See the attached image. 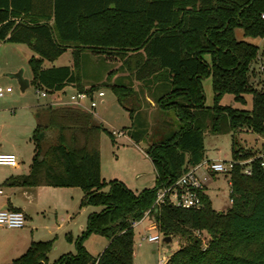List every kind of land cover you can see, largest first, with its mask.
I'll list each match as a JSON object with an SVG mask.
<instances>
[{"label": "trees", "instance_id": "16d2710c", "mask_svg": "<svg viewBox=\"0 0 264 264\" xmlns=\"http://www.w3.org/2000/svg\"><path fill=\"white\" fill-rule=\"evenodd\" d=\"M263 11L264 0H0V41L25 44L35 53L27 60L31 86L48 94L68 85L77 91L98 90L101 85L85 87L81 81L80 53L86 50L118 59L132 80L153 92L157 106L172 110L179 121L177 131L147 149L154 185L135 193L100 174V135L105 132L112 139L111 131L79 107L46 106L37 114L30 137L29 171L9 176L3 185L77 187L81 207L101 209L88 214L74 240V254L50 263L51 241L39 240L8 264H133L132 223L146 212L158 233L185 239L164 264H264V168L258 161L252 162L249 176L239 165L230 170V206L225 211L212 208L204 187L198 208L178 207L166 197L154 205L159 190L204 160L205 131L224 134L246 128L264 136V77L257 86L250 81L256 76L250 65L259 59V47L234 34L240 27L245 36L263 38ZM68 47L74 53L72 66L42 67L44 60H55ZM260 54L264 58V49ZM207 77L210 106L202 86ZM109 88L132 114L135 104L126 106L138 93L132 85L120 82ZM225 94L242 104L249 94L250 109L220 104ZM143 133L135 130L130 136L138 141ZM235 146L232 138L233 159L252 153ZM90 234L108 239L97 256L82 244Z\"/></svg>", "mask_w": 264, "mask_h": 264}, {"label": "rangeland", "instance_id": "374dc122", "mask_svg": "<svg viewBox=\"0 0 264 264\" xmlns=\"http://www.w3.org/2000/svg\"><path fill=\"white\" fill-rule=\"evenodd\" d=\"M236 39L244 40L259 47V59L253 61L250 69L254 70L256 76L251 78L254 86L258 85L264 75L258 70V61H260L261 50L264 49V37L252 38L245 36L240 27L234 29ZM27 50L18 48L14 44H0V86H10L12 94L0 99V153H11L16 156L19 162L17 167L0 166V189L6 193L9 192L2 181L10 175L23 174L27 171L33 156V146L28 142L34 122L29 109L26 105L32 104L39 99L33 86L29 85L22 93L19 89L17 80L10 78L7 74L23 70V77L30 81L32 75L27 62ZM206 60L209 58L206 55ZM71 53L67 50L54 62H45V65H67L71 63ZM17 68L15 71H9V68ZM113 73H110V72ZM120 62L104 61L97 57L89 55L84 56L83 63V82L85 84L102 85L105 96L103 103L98 104L94 113L103 123L107 130L121 131L129 125V117L126 109L117 101L115 94L109 88L113 83H124L125 74L120 75ZM205 104H212L211 78L207 77L202 80ZM245 104L233 100L231 94H225L221 100L222 105H231L240 109H250L251 96L245 95ZM40 101V100H39ZM148 127L145 130L144 137L137 142H131L124 136L117 135L114 139V145L111 144L110 137L105 132L100 136V163L101 175L106 180L118 178L132 189L141 190L143 187L153 185L154 171L149 158L145 154L149 146L153 143L160 142L163 132H168L170 128L175 129L173 124V111L163 110L160 108H150L146 111ZM164 121L166 125H164ZM246 129V128H245ZM248 130V129H247ZM232 138L235 139L237 148L254 150L261 146L263 140L261 135L252 131H235L234 133L212 134L204 132L205 155L211 160L221 159L229 160L231 158ZM205 166L197 170L200 175L205 171L206 175L203 184L206 187L205 192L211 202L213 209L225 211L230 206L229 198V177L223 173H217L215 176L207 172ZM138 176V177H137ZM201 176V175H200ZM18 190V189H15ZM19 191V190H18ZM40 199L35 198L29 203L27 212L32 217V221L25 222L22 228L25 233H32L35 239L50 240L51 249L47 255L48 262H53L59 256L66 253L74 254L76 246L74 240L79 233L80 224H85L86 217L91 212H98L101 207L88 205L85 208L78 207V196L81 190L77 187H56L41 188ZM22 202L20 193L16 197ZM73 208V209H71ZM77 208V209H76ZM74 210V211H72ZM68 212H73V215ZM72 216V218L67 217ZM150 221L145 220L141 226L135 228L134 239V258L133 264H158V258H166L179 246L185 243V239L174 237L169 244L164 242L149 243L141 240V235H152L158 232L153 229H147ZM57 226H61L57 229ZM18 232V231H14ZM204 241V240H203ZM83 246L97 256L108 245V239L98 235L90 234L82 242ZM105 244V247H103ZM22 253L17 254V250L12 248L0 249V264H8L14 258Z\"/></svg>", "mask_w": 264, "mask_h": 264}, {"label": "crops", "instance_id": "0c3cea01", "mask_svg": "<svg viewBox=\"0 0 264 264\" xmlns=\"http://www.w3.org/2000/svg\"><path fill=\"white\" fill-rule=\"evenodd\" d=\"M0 44H9V42L0 41ZM11 44H14V45L18 46V48H20V50H21V48H23V51L27 50L26 54H27L28 58H30L31 56H35V53L32 52L28 48V46H26L25 44H21V43H11ZM67 50L70 51L71 58H72L71 63L67 64V65L68 66H72L73 62H74V53H73L72 48L68 47L61 55H63ZM86 55H89V56H92V57H97V58L102 59L104 61H117V62H120L118 59H115V60L111 59V58L109 59V58H106L103 55H96V54L90 53L89 51H86V50L81 51V53H80V60H81L80 70H81V77H82L81 81H82V84L85 87H88L90 85H99V84H88L87 85V84H85L83 82V76H84L83 75V63H84V56H86ZM60 56H58L55 60H57ZM55 60H52V61L44 60L43 63H42V67L43 68H48V67L56 66V65H52V64H50L48 66L45 65V62L52 63ZM58 66H63V65H58ZM15 69H17V68H11L10 67L9 71H15ZM120 72H121L120 75H122L123 73L125 74L124 76H125L126 79H123L124 80V84H126V85H130L131 84L132 87H133V90L137 91L138 93H137L136 96H131L127 100V104H126L127 107H133V105L135 104V110H134V112L132 114L122 105L126 109V111L128 112L129 125H127L126 127L123 128V130H121L122 134L119 135V136H124L126 139H128L131 142H137L133 138H131L130 134L134 133L135 130L136 131H145L147 129V127H148V119L146 118V111H148L150 108H159V107L157 106V104L155 102V97H154V94H153L152 91H150L148 88L142 87V83L141 82H139L137 80H134V79L132 80L129 77L127 71H124L122 68H121ZM110 73H113V72L111 71ZM100 87H102V85ZM98 90H102L104 92L103 88H99ZM75 91H77V90H76V88L74 86L68 85L65 88H63V90H61L59 92L52 93V94H48L46 97H39L37 95V97L39 99H37L36 102L26 105V108L29 109V112L31 114L32 120L34 122V127H35L36 122H37V114L42 112V110L44 108H46V106H48V105H51V106L52 105L76 106V105H72V104H68V103L64 102V101H66L68 99V96L70 94H72L73 92H75ZM12 92L9 93V94H12ZM9 94H7V95H9ZM104 96H105V94H104ZM103 97L99 100L98 104L103 103ZM84 105H87V103H85ZM76 107H79V106H76ZM79 108H81V107H79ZM81 109H83V108H81ZM83 110H85V109H83ZM85 111H87V110H85ZM92 114L96 117V119L98 121H100V119H98L97 115L94 112ZM173 116H174L173 124L175 126L174 127L175 129H173V128L171 129L170 128V130L168 132L164 131L162 136L160 137V139H161L160 141H163L169 134H171L172 132H175V131L178 130L179 121H178V119H177V117H176L174 112H173ZM164 125H166L165 121H164ZM34 127H33V129H34ZM33 129H32V131H33ZM240 131H249V130H247L245 128H242V129L238 130V132H240ZM31 135H32V132H31ZM31 135H30V137H31ZM116 136H117L116 134H113L112 139L110 138V141H111L112 145H114V139H115ZM137 136H138V140H140V139H142L144 137V134H138ZM30 137H28V142H30L32 144V146H33V143L31 141ZM99 149H100V147H99ZM204 149H205V147H204ZM140 152L142 153L143 156H145L146 158H149L146 153L143 154L142 151H140ZM209 160H211V159L207 158V156L205 155L204 160L201 163H199V164H203V162L209 161ZM150 162H151V160H150ZM18 164H19V162H18ZM18 164H17V166H18ZM29 166H28L27 171L25 173H23V174H26L29 171ZM100 167H101V163H100ZM152 168H153V171H154L153 165H152ZM199 169H200V167L198 168V170ZM205 173H206L205 171L201 172L200 173L201 177L207 178V177H205V175H206ZM100 174H101V172H100ZM12 175H10V176H12ZM213 176H215V174ZM8 177H6V178H8ZM6 178L4 179V181L6 180ZM154 178H155V171H154ZM112 179L119 180L118 178H111V180ZM4 181H2V182L4 183ZM119 181H121V182H123L125 184V182L123 180L120 179ZM228 184H229V180H228ZM153 185H154V182H153ZM152 186H150V187H152ZM5 187L7 188V190H9V192H6V193L3 192V194L0 195V209H9V210L17 209V210L22 211L24 216H25V222L32 221V217L27 212L29 203L31 202L32 199L35 198V195H36V199H40V197H41L40 191H35V190L36 189L40 190L41 188H46V187L56 188V187H51V186H38V187H29V188H22V187H16V186H5ZM150 187H143L142 189L150 188ZM203 187H204V192H207L206 191V187L204 186V184H203ZM15 189H18L19 191L15 190ZM129 189H131L135 193H138L139 191L142 190V189L141 190H136V189H132V188H129ZM18 193H20L21 196H22V202H19V200L16 198ZM81 198H82V191H81V193L78 196L79 202H78V207L77 208L83 209L86 206H82V207L80 206ZM71 209H73V208H71ZM72 211H74V210H72ZM68 213H69V215L70 214L73 215V212H71V213L68 212ZM68 218L71 219L72 216H70V217L68 216L66 218V220H68ZM147 219L150 221L149 226L147 227V229L156 230V224H155L153 216L150 215V214H147V213H145L143 218L140 219L137 222V224L133 227L134 230H135L136 227L141 226V224ZM86 221H87V217H86V220H85V224L84 225L80 224L79 233H81L84 230L85 225H86ZM25 225H26V223H25ZM60 227L61 226H57V229H59ZM23 228H3V229H1L0 230V249L2 250L4 248H12V249H15V251L17 250V254L18 253H22L23 254L25 252V250L28 248V246L30 245L31 242L40 240V239L38 240V239L34 238L33 232L30 233V234L25 233ZM14 231H18V232H14ZM78 235L79 234H77V236ZM172 239L173 238H171V240ZM103 245H104L103 247H105V244H103ZM100 253H101V251L98 252L97 255H99ZM133 258H134V251H133Z\"/></svg>", "mask_w": 264, "mask_h": 264}, {"label": "built area", "instance_id": "2783aa9c", "mask_svg": "<svg viewBox=\"0 0 264 264\" xmlns=\"http://www.w3.org/2000/svg\"><path fill=\"white\" fill-rule=\"evenodd\" d=\"M260 18L264 19V11L261 12ZM258 70L264 75V58H260L258 61ZM13 90L10 86H0V99L11 93ZM35 92L39 97H46L48 93L44 90L35 88ZM104 96L102 90L88 91H75L68 96L65 103L79 106L90 113H93L98 106L99 100ZM61 102V101H60ZM87 103V105H84ZM112 134L121 135V131L112 130ZM262 144L257 149L251 150V154L248 157H240L229 160H209L198 164L194 167L187 169L178 180L170 187L161 189L157 192V198L154 205H159L164 201L166 197L172 204L181 208H198L201 204L199 191L203 188V180L197 170L199 167L205 166L207 172L223 173L228 176L230 170L239 165L244 175H251L252 162L258 161L260 166L264 168V136H262ZM18 164L17 158L11 153H0V166L16 167ZM3 191L0 189V195ZM148 214V212H146ZM138 221H134L132 226L134 227ZM25 225V216L20 210L0 209V230L3 228H22ZM163 235L148 234L142 235L140 238L142 241L149 243H156L162 241ZM163 242V241H162ZM167 258L161 256L158 258V264H164Z\"/></svg>", "mask_w": 264, "mask_h": 264}, {"label": "water", "instance_id": "95a60500", "mask_svg": "<svg viewBox=\"0 0 264 264\" xmlns=\"http://www.w3.org/2000/svg\"><path fill=\"white\" fill-rule=\"evenodd\" d=\"M10 78H14L17 80V83L19 85L20 91L23 93L25 89L29 86V80L23 77V70L19 69L16 72L8 73L7 74ZM162 241L166 244H169L171 242L170 236H163Z\"/></svg>", "mask_w": 264, "mask_h": 264}]
</instances>
